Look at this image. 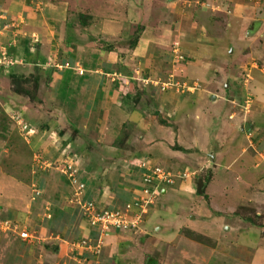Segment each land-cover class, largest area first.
Wrapping results in <instances>:
<instances>
[{
  "label": "rangeland",
  "instance_id": "1",
  "mask_svg": "<svg viewBox=\"0 0 264 264\" xmlns=\"http://www.w3.org/2000/svg\"><path fill=\"white\" fill-rule=\"evenodd\" d=\"M11 1L0 0V3L7 5ZM17 1L24 2L26 8L23 9L21 5L11 13L13 20L6 18L1 28L5 30L4 27H8L5 31L11 28L22 31L14 18H19L23 24L24 20L27 21L31 28L25 35V47L30 44L44 46L41 53L47 58L45 63H30L27 67L23 62L25 55L24 58L18 55L11 59L13 65L9 66L3 59L7 55V46L0 43V165L18 182L29 185L30 189V184H34L38 192L37 179L55 182L48 187V191L41 192V199L52 197L60 202L69 201L73 206L78 205V209H82L81 227L88 224L99 231V235H67L65 229L59 243L66 246L61 249L57 246L60 252L58 256L54 255L55 248H52L49 239H41V233L35 229L36 232L27 233L31 222V219L28 224L25 222L30 216L29 198L25 202L26 210H19L13 222L0 223V264H26L27 260L32 264L38 261V252L43 256L44 264H59L60 261L61 264H72L73 260L83 264L81 258L71 257L67 249L71 241H84V245H79L81 250L89 243L95 244L93 253L97 254L100 250L106 231L102 232L95 228L98 225L91 224L87 214H84L85 209L92 206L100 214L122 209L129 204L123 205L117 198L124 179L128 178L125 173L130 172V160L137 155V151H143L140 149L142 144L155 141L150 135L142 140L138 138L137 130L130 126L136 111L128 113L120 106L122 97L129 99L133 109L140 113L144 108L156 122L154 126L176 127L177 121L181 120L182 125L191 129L193 120L199 117L197 121H206L209 132L214 130V135L216 132L219 134V126L227 118H232V121L238 119L233 125V132L239 133L236 141L240 148H235L233 152L222 141L220 158L224 157V162H227L228 156L238 153L234 160L229 159V164L219 162V165L210 158L211 150L204 151L209 154L205 155V160L192 161L194 148L184 149L170 141L168 145L171 150L183 149L181 161L184 165L200 170L192 175L185 168L178 174L184 180L191 179V190L187 192L193 198L194 208H198L200 201L203 209L216 207L224 214L222 218L219 217L222 222L219 220L216 225H210L202 221L199 230L196 213L192 211L190 224H175L177 230L171 234L172 240L164 239L162 232L166 225L171 224L168 220L173 217H166L164 212L159 220L148 227L144 225L145 220L154 208L152 211L149 209L147 216L141 210L134 214L135 221L126 218V227L121 231L125 232L120 238L123 243L117 247L115 263L264 264V0H230L225 11L219 12L207 0H179L177 5L173 4L177 0ZM169 4L172 5L171 13L166 12ZM60 10L63 14L58 17L57 26H51L54 23L48 24L46 20L43 24L40 15L48 20L56 18L49 13L58 14ZM2 16L7 17L4 13ZM191 24L195 27L198 25L202 31L190 28ZM39 33H47L48 37L55 33L51 48L46 44L47 35L41 36ZM47 40L50 42L49 38ZM74 50L78 53V60L73 62L81 68L86 79L84 82L80 79L84 88H80L76 103L71 106V114L69 110L66 112L68 118L65 125L68 129L62 128V122L45 129L38 121H47L46 113L52 117L50 104L52 106L54 100L50 94L54 89V80L61 79V73L52 78L49 69L53 73L67 70L68 63L65 65L61 57ZM94 55L98 56V61L93 69L83 68V64L94 59ZM70 71L77 72L74 69ZM127 74L131 75L130 78L126 77ZM11 75L15 77L10 78ZM190 87L192 90H189ZM157 90L164 97L172 98V107L168 102L169 111L166 106L162 111L152 108L150 101L161 98ZM182 100H186L185 105L191 116L185 115L187 108H182L184 110L180 112ZM202 103H210L212 108L206 111L207 106L203 107ZM1 106L11 110L10 116L3 114ZM171 111L175 113L173 117ZM4 117L15 126L5 128ZM109 121L112 126L108 125ZM65 131L70 136L64 144L67 149L70 148L64 151L63 146L58 159L53 146ZM226 134L222 130L220 138L223 140L222 136ZM209 137L210 141L215 139L210 134ZM68 141L72 142L71 146ZM181 144L185 143L181 140ZM211 145L208 144V149ZM67 153L71 156L73 153L83 155L80 161L69 162L66 160ZM161 159L155 160L158 162H155V170L146 177L151 179V186L138 196L142 205L151 204L158 208V196L167 197L169 192L165 189L176 185L171 166ZM155 164L150 161V167ZM221 166L231 168V171L236 168L234 171L239 173L235 175L236 179L230 175V171H222ZM242 179L248 182V186L240 189L237 180ZM69 181L74 182L76 189L81 183L84 188L69 192ZM222 182L231 185L225 194L223 192L225 197H229L227 200L216 196L215 188L219 189ZM202 185L203 194L198 191ZM208 192L214 194L212 202L210 198L207 200ZM165 201L162 198L163 204ZM33 208L34 215L40 214L38 218L41 221L44 217L40 203ZM241 215L251 220L254 234L243 236L245 225L241 223ZM234 217L237 218L234 220ZM38 226L42 229L39 222ZM224 227L228 228V232L222 229ZM109 231L118 232L110 228ZM22 235L28 236L22 238ZM33 238L32 242H24ZM20 246L31 253L26 263L19 254Z\"/></svg>",
  "mask_w": 264,
  "mask_h": 264
},
{
  "label": "crops",
  "instance_id": "2",
  "mask_svg": "<svg viewBox=\"0 0 264 264\" xmlns=\"http://www.w3.org/2000/svg\"><path fill=\"white\" fill-rule=\"evenodd\" d=\"M178 1L179 0L173 2V4L177 5ZM207 1L211 2L212 3L211 5H213V8L216 9L217 11L218 10L219 11H225V9L227 8V5L229 3H231V2H229L230 0H207ZM21 5H22L23 9L26 8V5L24 2H18L17 0H15V1L13 0V1L9 2L7 5L0 3V43L2 42L1 45L4 44L5 46H7L6 47L7 53L6 52H4V53H6L7 56L11 57L12 59L14 57H17L18 55L23 56V58H24V55H25L23 62L26 63L27 67L30 66V63H37V64L38 63L39 64L45 63V59L47 58V56H43V54L41 53V51H44V48H43L44 46L35 47V46H32L30 44L29 47H25V45H26L25 35L29 31L28 29L31 28L29 26V24H27V21L25 22V20H24V24H23L19 20V18H14V20L19 22L20 27H22L20 29L24 32H22L20 30H14L13 31V28H11L8 31H5L6 29H8V27H4L5 30L1 28L4 25V21L6 22V18H8L9 20H13L11 13H13L17 9H19ZM171 8H172V5L169 4L167 6L166 12L171 13L170 12ZM4 10H6V12ZM229 10H231V9H229ZM229 10H227V11H229ZM200 11H204V10L200 9ZM2 13H4L7 17H3ZM49 14L56 17V18L48 19L49 20L48 21L43 15H40V16H42V18L44 20L43 24L46 23V21H47L48 24L54 23V25H51V26H54V27L57 26V23L59 22L58 17H61V14H63L62 11L60 10L58 14H56V12H54V13L52 12ZM230 14H232V13H230ZM22 18H20V19H22ZM26 20H28V19H26ZM22 21H23V19H22ZM190 28H195V29L198 28L200 30L202 29V28H199L198 25H196V27H195L192 24H191ZM3 30H4V34H3ZM40 35L46 36L47 33H46V35H42V34H40ZM55 37H56L55 33L51 34L49 37L47 35V37H46V44H48V46L50 48L52 47V43H53L51 41V39H53ZM48 38L50 39V42L47 40ZM31 48H33V51L31 50ZM19 51H23V52L20 53ZM77 54H78L77 51L74 50L73 52H70V53L68 52L66 57H64V56L61 57L62 62L65 65H66V63H68L67 64V67H68L67 70H65L63 72L62 71H60V72L55 71L53 73V71H51L52 69H49L50 74L49 73L48 74L51 75L52 78H56L58 73L59 74L61 73V79L56 78L54 80V82H55V85H53L54 89H52V93L50 94L54 100V102L52 103V106L50 104V111H52V117H49L48 115H46L47 114L46 113L45 116H47L48 120L47 121H38V123L43 124L45 129L49 126L50 127H54V126L56 127L57 124H59L61 122L63 124V125H61L62 128L68 129L67 126L65 125L66 121H67L66 112L69 110V115L71 114V111H72L71 106H73L76 103V97L79 96V94H80V88L81 89L84 88V87H81L82 83H80L81 82L80 79H82L83 82L86 80L83 76L81 68L79 66L75 65L76 62H73L75 60H78ZM93 58L94 59H90V61H88L87 63L83 62L84 63L83 68L85 67V68L93 69L92 67H94L96 62L98 61V56L94 55ZM24 69H26V68H24ZM71 69H74L77 72L76 73H72L71 71L68 72ZM130 76H131L130 74L126 75V77H128V78H130ZM99 78L100 77H98L97 79H99ZM57 85H59V87H57ZM45 87H47V86L45 85ZM251 89H252V87H251ZM189 90H192V87H190ZM157 91H158L157 93L161 96V98L159 100L157 99L155 101L154 100L150 101L152 108H154V110H156V111L159 109L162 111L163 107L166 106V110L169 111L168 110L169 109L168 108V102H169V106L172 107V103H171L172 98L171 97H164V95L161 91H159V90H157ZM256 91L259 92L258 89ZM176 92H178V91H176ZM189 98H191V97H189ZM165 102H167V103H165ZM185 103H186V100H182V102L180 103V112H181V110H184L182 108H187V113L185 115L191 116V112L189 111V108L186 107L187 105H185ZM134 105L137 108V104L134 103ZM120 106H123L124 109H126V111L128 113H133L136 111V113H134L132 115L134 122L130 126L134 130H137L138 138L141 137L140 140H142L144 136H148V135H150L151 138L152 139L154 138V140H155V141H151L150 143H146L148 145L142 144L143 147H141L140 149L141 150L143 149V151H137L136 152L137 155L135 157H133L129 163L130 167L128 170L130 172L125 173V174H127L128 178L124 179L125 183L122 184V186H121L122 189L120 190L121 193L119 192V197L117 199L121 204L129 203V205H131V208H130L131 211L129 212V215L134 216V214H137L141 210L142 211L145 210L144 213L146 215L150 212L151 209L154 208V211L151 214L149 213L148 216L146 215L147 220H145L146 222L144 225L148 226V227H150L151 224L155 220H159L161 218V215L164 212L166 213L165 214L166 217L168 215L172 216L173 217L172 220H168V221H171L170 222L171 224L166 225L164 232H162V237L164 236V239H165V237H167L168 239H171V240H172L171 234L177 230V227H175V224H178V223L183 224V225H185L187 223L190 224V221L193 218L192 216H190V213H192V211L194 213H196V216H195V220L197 221L196 223H199L197 229L201 230L199 228V226H200L202 221L208 222L210 225H216L217 222L219 220H221V219H219V217L222 218L224 216V214H222L223 212L218 210L216 207H213V206L210 207V210L207 208L203 209L200 206L202 204L201 201H200L201 203L199 202V204L197 205L198 208H194L195 206L192 203L193 198H192L191 194L189 192H187L189 189L191 190V182H190L191 179L184 180V179L178 177V174L181 173V171L185 168H187V172L191 173L192 175H194L195 172L200 171V170H197L198 168H193V167H191V165L186 166V165H184V163H182V161H181V156H182L181 150H183L182 148H184V149L185 148L186 149L187 148L188 149L194 148L195 151L192 152V153H194L192 155L193 156L192 161L200 160V159L205 160V155L206 154L209 155V154L207 152L204 153V151H207V150L210 151L211 150L210 152L212 153V155H209V156H210V158L212 157V160H214L216 164L217 163L219 164V162H220V164H224V165H226L227 163L229 164L231 162L229 159L234 160L233 158L238 152L234 153L233 155L228 156L226 159L227 162H224L225 161L224 157L220 158V155L222 154V153H220V151L222 150L221 149V147H222L221 143H222V141H223V143L226 142V145H229V149H233V152L236 149L240 148L239 147L240 145H238L239 142L236 141V137L238 136L239 133L236 131L233 132V130L235 129V128H233V125H235L238 122L237 121L238 119H235L234 121H232V118L231 119H230V117L227 118L226 119L227 121L225 123H223V125L219 126V134L216 132L214 135H212L214 130L209 132V128L206 125V121H203V122L197 121L199 117L197 119L193 120L191 129L182 125L183 121H181V120L177 121V123L175 124L176 127H174V126L173 127L172 126L166 127L163 125L159 126V124H156L157 126H154V124L156 122H154L150 118L149 113L146 110L144 111V108L140 110L141 113L139 111L133 109V105L131 103H129V99L122 97L121 102H120ZM202 106L203 107L207 106L206 111H208L210 108H212V105L210 103H205V105L202 103ZM1 107H2L1 109L4 112L3 114L5 116H10L11 110H9L8 107H6V106H1ZM19 112L21 113L22 111H19ZM171 112H172L171 117H173L175 113L173 111H171ZM60 113H61V116H59ZM142 113H143V116H142ZM192 113H193V110H192ZM30 117H31V115H30ZM4 119H5V117H4ZM5 120L3 121V126H5V128H7V126H12V127L15 126L12 123V121L6 120V122H5ZM229 120H230V122H229ZM26 123L30 124L29 122H26ZM203 123L205 126L203 125ZM108 125L112 126L110 121H109ZM222 130L226 131V133H227L225 136H222L223 140L220 138ZM83 133L86 134L85 131H83ZM209 134H210V136H215V139H212L210 141ZM69 136H70V134L68 133V131L67 132L65 131V133H63V134L61 133V135L58 136V142L55 146H53L55 149V154L57 155L56 157H58L61 148L63 146H65L64 143L67 141ZM197 136L199 137V139L197 138ZM181 140L185 144H181ZM170 141L174 144L178 143L179 146L182 148H180L178 150L177 149L171 150L169 148V145H168V143H170ZM29 144H30V142H29ZM68 144H69V146H71L72 142L68 141ZM190 144H191V147H190ZM208 144L209 145L212 144L209 147V149H208ZM58 145H60V146H58ZM185 145H189V146H185ZM243 148L244 147L242 146V150H243ZM28 149L30 151V145H29ZM68 149L65 146L63 150L67 151ZM35 150H36V147H35ZM223 151H224L223 153L226 154V151L225 150H223ZM199 153H200V155H199ZM67 155H68V157L66 160L71 162V160L80 161L81 160L80 156H82L83 154L82 153H79V154L73 153V155L71 156V155H69V153H67ZM160 158H162L161 160L163 163H167L168 166H171V169H172L171 173L174 176V180H175L176 185H175V187L170 186V187L165 189V191H167V189H168L167 192H169V195H167V197L158 196L157 201L159 202V205H160L158 208H156V206L152 207L151 204L142 205V203L140 204V200H139L138 196H140V192L144 191L145 189H148L151 186V184H152L151 179H148L146 177H149L148 173L153 171V169L155 170L154 166L157 165V164H155V162H156L155 160L160 159ZM58 159H59V157H58ZM228 160H229V162H228ZM150 161L152 164H155V165H151V167H150ZM156 163H158V162H156ZM220 169H222V171H225V172L230 171V175H233L234 177H235V175L239 174V173H236L234 171V170H237L236 168H233L234 170L231 171V168H225V167L221 166ZM35 174L36 173L34 172V175ZM35 179H36V177H35ZM146 179H148V180H146ZM234 179H236V177ZM37 180L39 182L38 183L39 192L36 191L37 187L34 184H32V183L30 184L32 187L30 189L29 185H25L24 183L18 182V180L14 178L13 174L7 172L5 170V168L2 167V165H0V219H1L0 223L5 224V223L13 222L12 220H14V218L17 215H19V213H18L19 210H26V203L25 202L30 198V200H31V202H29L31 204L30 211H29L30 216L28 218H26V220H25L26 224H28V220L31 219V222L29 224L30 229H28L29 231L27 233L32 234V232L34 233V231L37 230L42 235V237H40L41 239H44V240L49 239L50 244L52 245V248H55L54 255L58 256L60 249L62 247L66 246L64 244L59 243V241L61 239V234L64 231H66L65 229H67V232H66L67 235H72V234H73V236H74V234L75 235H77V234L88 235L89 234L90 236L99 235V233H98L99 231L90 227L88 224L83 226L84 228L81 227L83 224V218L80 215L81 214L80 212H82V209H78V205L73 206V204L68 201V203L70 204L69 205L68 203L65 202V200L63 202H60L59 200L52 199V197L51 198L49 197L50 199H43V198L41 199V194H42L41 192L42 191H45V192L48 191L47 189L49 186L52 187L53 181L47 182L46 179H44V180L37 179ZM224 180L225 179H222V181H224ZM243 180H245V179H242V181L237 180L238 185H239L238 187H240V189L242 187L248 186V182L243 181ZM61 182H62V179H61ZM53 183H55V182H53ZM73 184H74V182H70V181H69V183H67L69 192H72V191H74L73 189H76L75 185H73ZM222 185H223V187H222ZM222 185L219 189L215 188L216 192H217L216 196L218 198L223 197V200H225V199L227 200L229 197H225L224 194L230 188L231 185L228 183H223V182H222ZM33 186H34V188H33ZM58 186H56L55 189H57ZM238 187H236V188H238ZM83 188H84V184L81 183L78 185L76 190L83 189ZM86 191L87 190H85L83 192V195ZM56 192H58V190ZM163 192H164V189H163ZM223 192H224V194H223ZM207 195H209L207 197V200L210 198V200L212 202L214 194L208 192ZM162 198L166 199L164 204L162 203ZM36 203L37 204L40 203V211L43 213L44 218L40 219L41 221H39V218H38V215H40V214L34 215L35 209L33 207H34V205L36 206ZM78 214H79L80 218H78ZM188 214H189V216L187 218ZM189 217H191V219ZM241 217H242L241 223L243 225H245V227H243L244 232H242L243 236L249 235V234H254L255 228L250 225V223L252 224V222L250 219H248V216L244 217L241 215ZM236 218L237 217H234V220ZM38 222L42 226V229H40V227L38 226ZM221 222H222V220H221ZM170 227H172V228H170ZM222 229H224L225 232H228L227 227H224ZM114 231H118V232H110V231L108 232L107 231L103 234V235H105V237H104L105 242L104 243L102 242V247L100 248V250L98 252H96L97 254L93 253L95 251L94 250L95 244L90 245V243H89V245H86V247L84 246L83 250L79 249V245L81 243L83 245L85 244L84 241H79V242L71 241V242H69L71 246L67 245L68 246L67 249H68V251L71 252V257L81 258V260L84 261L83 264H116L115 263L116 255L118 253L117 247L120 243H123V242H120V240H121L120 238L122 237V235H124L125 231L121 232L122 231L121 229H118V230L114 229ZM219 232H220V230H219ZM221 232H222V230H221ZM35 238H37V237H35ZM56 239H58V241H56ZM33 240H34V238L31 239V241H24V242H32ZM36 241H37V239H36ZM53 243L55 244L56 247L54 246ZM57 246H60V249L57 248ZM19 249H20L19 254H21L23 256L24 262L26 263V260L28 258L30 259L31 253H30V251H25L24 246H22V249L20 246ZM39 250L42 251L41 248H39ZM74 253H75V255H74ZM39 254L40 253L38 252L37 253L38 261L37 262L34 261L32 264H44V261L42 260L43 256L41 254L40 255ZM0 256H1V254H0ZM72 262H73L72 264H82V262L79 263L80 261L77 262V260H73ZM61 263H62V261L59 262V264H61ZM26 264H30V262L27 260Z\"/></svg>",
  "mask_w": 264,
  "mask_h": 264
},
{
  "label": "built area",
  "instance_id": "3",
  "mask_svg": "<svg viewBox=\"0 0 264 264\" xmlns=\"http://www.w3.org/2000/svg\"><path fill=\"white\" fill-rule=\"evenodd\" d=\"M5 60V63H8L9 66H12L13 63H10V61H12L10 57H8L7 55L4 56L3 58ZM71 177V176H69ZM125 208L123 209H117L114 211H108V212H102L100 214H98L92 206H89L85 209L84 214H87V217L89 218V221L91 222V224H96L98 226H95V228H99L102 232H107L110 228L111 229H123L126 226L127 217H130L129 221H135V217L134 216H130L128 211L131 208V205H126ZM145 212V210H143ZM129 226H131L129 224ZM28 235H22V238L27 237Z\"/></svg>",
  "mask_w": 264,
  "mask_h": 264
},
{
  "label": "trees",
  "instance_id": "4",
  "mask_svg": "<svg viewBox=\"0 0 264 264\" xmlns=\"http://www.w3.org/2000/svg\"><path fill=\"white\" fill-rule=\"evenodd\" d=\"M13 77H15V76L14 75L10 76V78H13ZM35 88H36V86H35ZM23 92H24V90H23ZM198 189H199L198 191L203 194V189H204L203 185L201 186V188L199 187Z\"/></svg>",
  "mask_w": 264,
  "mask_h": 264
}]
</instances>
